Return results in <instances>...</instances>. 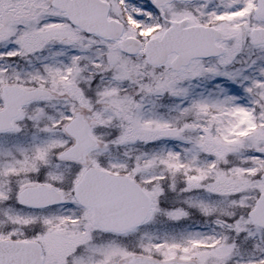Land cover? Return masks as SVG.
I'll return each instance as SVG.
<instances>
[{"label": "snow or ice", "instance_id": "snow-or-ice-1", "mask_svg": "<svg viewBox=\"0 0 264 264\" xmlns=\"http://www.w3.org/2000/svg\"><path fill=\"white\" fill-rule=\"evenodd\" d=\"M0 264H264V0H0Z\"/></svg>", "mask_w": 264, "mask_h": 264}]
</instances>
